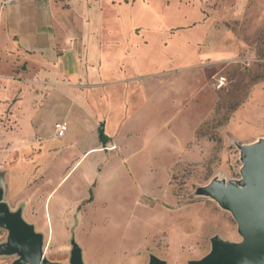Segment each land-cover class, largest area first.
<instances>
[{"label": "rangeland", "instance_id": "374dc122", "mask_svg": "<svg viewBox=\"0 0 264 264\" xmlns=\"http://www.w3.org/2000/svg\"><path fill=\"white\" fill-rule=\"evenodd\" d=\"M103 1L119 4L122 12L135 4L153 7L155 16L137 13L129 29L166 31L157 45L172 67L184 55L192 75L201 78L198 91L189 98L186 92L182 94V101L188 98L187 112L169 122L172 133L180 125L182 140L189 129L193 136L171 155L165 154L167 144L154 149L159 156L148 157L146 148V154L123 164L115 159L95 163L93 155L84 158L81 170L102 167L104 173L90 180L87 200L65 208L59 224L55 219L47 224L46 215L38 211L37 198L45 196L54 177L61 174L60 167L67 165L41 163L36 158L41 150L38 136H28L27 146L7 136L19 133L14 119L2 113L0 187L4 200L11 210L21 207L24 219L43 234V253L51 261L69 263L73 238L84 264H149L151 254L166 264H188L209 252L215 234L231 241L241 239L231 213L213 199L195 194V189L212 179H239L242 163L237 145L264 138V0ZM182 41L187 49L181 47ZM219 79L224 80L222 84ZM46 120L41 134L48 136L52 118ZM49 140L58 146L65 136ZM167 142L176 144L173 137ZM79 174L76 170L56 189L50 207L60 194L69 193L72 183L77 193L85 191ZM6 235L0 228V242ZM14 258L0 255L6 264Z\"/></svg>", "mask_w": 264, "mask_h": 264}, {"label": "crops", "instance_id": "0c3cea01", "mask_svg": "<svg viewBox=\"0 0 264 264\" xmlns=\"http://www.w3.org/2000/svg\"><path fill=\"white\" fill-rule=\"evenodd\" d=\"M153 9L135 4L122 12L119 4L103 0L0 2V115L12 117L19 133L6 135L23 146L28 136H38L36 158L48 166L67 165L60 167L45 196L37 198L47 224L52 219L58 223L65 208L87 200L90 180L104 173L102 167L81 170L84 158L123 164L146 154V148L148 157L159 156L154 149L167 144L165 154L171 155L193 136L189 129L182 140L180 125L172 133L169 124L173 116L187 112V100L198 91L201 78L192 75L184 55L172 67L157 45L166 31L129 29L137 13L155 16ZM183 92L188 94L185 102ZM50 117L51 133L42 135ZM61 119L67 122L65 140L53 146L50 137L59 138L53 125ZM171 137L175 145L167 142ZM76 170L85 191L77 193L72 183L69 193L60 194L50 207L56 189Z\"/></svg>", "mask_w": 264, "mask_h": 264}, {"label": "water", "instance_id": "95a60500", "mask_svg": "<svg viewBox=\"0 0 264 264\" xmlns=\"http://www.w3.org/2000/svg\"><path fill=\"white\" fill-rule=\"evenodd\" d=\"M240 152V178L219 180L195 189V194L209 197L229 211L236 221L241 239L231 241L218 234L210 238V250L188 264H264V138L237 145ZM0 228L7 231L0 242V255L15 256L10 264H64L51 261L43 253V234L26 221L22 208L11 210L0 187ZM68 264H84L81 248L70 239ZM149 264H166L151 254Z\"/></svg>", "mask_w": 264, "mask_h": 264}, {"label": "built area", "instance_id": "2783aa9c", "mask_svg": "<svg viewBox=\"0 0 264 264\" xmlns=\"http://www.w3.org/2000/svg\"><path fill=\"white\" fill-rule=\"evenodd\" d=\"M223 79H219L218 83L222 84L223 83ZM67 130V122L65 120H60L54 123L53 125V132L54 135L57 137H61L65 134ZM115 146L113 145L112 148H114Z\"/></svg>", "mask_w": 264, "mask_h": 264}, {"label": "trees", "instance_id": "16d2710c", "mask_svg": "<svg viewBox=\"0 0 264 264\" xmlns=\"http://www.w3.org/2000/svg\"><path fill=\"white\" fill-rule=\"evenodd\" d=\"M99 136L101 139H104L105 137L102 135V132L100 131Z\"/></svg>", "mask_w": 264, "mask_h": 264}]
</instances>
